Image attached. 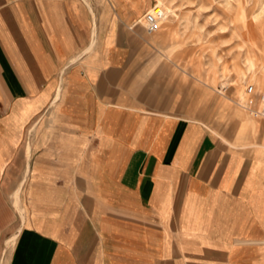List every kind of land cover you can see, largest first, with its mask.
Here are the masks:
<instances>
[{
  "label": "crops",
  "instance_id": "0c3cea01",
  "mask_svg": "<svg viewBox=\"0 0 264 264\" xmlns=\"http://www.w3.org/2000/svg\"><path fill=\"white\" fill-rule=\"evenodd\" d=\"M88 1L0 0V264H264V122Z\"/></svg>",
  "mask_w": 264,
  "mask_h": 264
},
{
  "label": "rangeland",
  "instance_id": "374dc122",
  "mask_svg": "<svg viewBox=\"0 0 264 264\" xmlns=\"http://www.w3.org/2000/svg\"><path fill=\"white\" fill-rule=\"evenodd\" d=\"M88 2L100 23L111 19L143 31L153 46L152 57L174 61L182 80L190 78L192 88L209 90L213 101L242 103L247 85L264 92V0ZM158 9L165 19L155 33L147 34L142 17ZM236 88L242 99L235 96Z\"/></svg>",
  "mask_w": 264,
  "mask_h": 264
},
{
  "label": "built area",
  "instance_id": "2783aa9c",
  "mask_svg": "<svg viewBox=\"0 0 264 264\" xmlns=\"http://www.w3.org/2000/svg\"><path fill=\"white\" fill-rule=\"evenodd\" d=\"M164 19L165 13L161 9L145 13L142 17L145 32L147 34L155 33ZM245 95L247 98L242 102V106L253 119L264 122V92H256L253 85H247Z\"/></svg>",
  "mask_w": 264,
  "mask_h": 264
},
{
  "label": "bare ground",
  "instance_id": "6f19581e",
  "mask_svg": "<svg viewBox=\"0 0 264 264\" xmlns=\"http://www.w3.org/2000/svg\"><path fill=\"white\" fill-rule=\"evenodd\" d=\"M14 204V203H13ZM19 212V211H18Z\"/></svg>",
  "mask_w": 264,
  "mask_h": 264
}]
</instances>
